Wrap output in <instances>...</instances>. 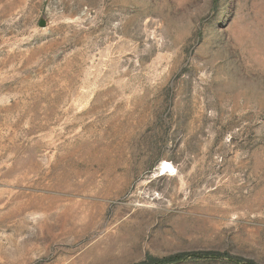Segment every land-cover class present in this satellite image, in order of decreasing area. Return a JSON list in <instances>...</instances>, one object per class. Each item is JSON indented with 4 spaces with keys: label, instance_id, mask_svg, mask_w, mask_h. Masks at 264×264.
Instances as JSON below:
<instances>
[{
    "label": "rangeland",
    "instance_id": "rangeland-1",
    "mask_svg": "<svg viewBox=\"0 0 264 264\" xmlns=\"http://www.w3.org/2000/svg\"><path fill=\"white\" fill-rule=\"evenodd\" d=\"M182 255L264 264V0H0V264Z\"/></svg>",
    "mask_w": 264,
    "mask_h": 264
},
{
    "label": "trees",
    "instance_id": "trees-1",
    "mask_svg": "<svg viewBox=\"0 0 264 264\" xmlns=\"http://www.w3.org/2000/svg\"><path fill=\"white\" fill-rule=\"evenodd\" d=\"M206 254H210V253H205V255ZM196 257H202L201 255H199V254H196L195 255ZM204 258H206V257H208V258H215V257H213L212 255H206V256H203ZM182 259H184V256L182 255V256H178V257H175V258H171V259H159V258H150V262H149V264H167V262H168V264H170V262H177V261H179V260H182ZM144 264H146V263H144Z\"/></svg>",
    "mask_w": 264,
    "mask_h": 264
},
{
    "label": "bare ground",
    "instance_id": "bare-ground-1",
    "mask_svg": "<svg viewBox=\"0 0 264 264\" xmlns=\"http://www.w3.org/2000/svg\"><path fill=\"white\" fill-rule=\"evenodd\" d=\"M164 169L166 175H173L176 172V168L174 165L169 161H163L160 167V170Z\"/></svg>",
    "mask_w": 264,
    "mask_h": 264
},
{
    "label": "built area",
    "instance_id": "built-area-1",
    "mask_svg": "<svg viewBox=\"0 0 264 264\" xmlns=\"http://www.w3.org/2000/svg\"><path fill=\"white\" fill-rule=\"evenodd\" d=\"M164 176H168V175H166L164 169H161V170H160V168H159L158 177H164Z\"/></svg>",
    "mask_w": 264,
    "mask_h": 264
}]
</instances>
